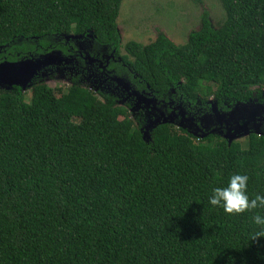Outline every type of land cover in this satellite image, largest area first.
<instances>
[{"label": "trees", "instance_id": "1", "mask_svg": "<svg viewBox=\"0 0 264 264\" xmlns=\"http://www.w3.org/2000/svg\"><path fill=\"white\" fill-rule=\"evenodd\" d=\"M122 1L0 0V63L56 43L66 50L53 41L64 34L119 55ZM220 2L225 19L214 26L204 10L183 44L162 32L127 41V66H110L118 81L166 103L203 108L213 97L227 119L237 104L264 105V0ZM31 92L28 101L20 85L0 89V264H264L253 213L208 204L237 172L248 175L250 198L264 193V122L246 146L209 132L208 121L219 125L213 115L201 118L204 137L162 122L145 139L141 116L111 96L99 102L77 78L60 94L45 81ZM160 108L154 116H166Z\"/></svg>", "mask_w": 264, "mask_h": 264}, {"label": "flooded vegetation", "instance_id": "2", "mask_svg": "<svg viewBox=\"0 0 264 264\" xmlns=\"http://www.w3.org/2000/svg\"><path fill=\"white\" fill-rule=\"evenodd\" d=\"M73 35L75 34H64L61 38H55V40H53L55 42L61 40L60 44L62 43L65 45L66 50H64L63 47L57 46V43L53 47L50 46L52 47L50 52L59 51L61 52L62 58H67V60H64L62 64H53L55 65L53 67H55V69L57 68L61 74L73 71L72 74L75 76L71 78V83L72 79H78L79 75L84 77H93L95 82H97L95 89L99 91L103 97L106 95L111 96L115 99L116 103H118V99H120L123 102L121 103V106L128 108L129 113L130 110H133L134 113L136 111H143L145 116L141 117L145 121L144 126H146V124H152L156 117L154 116V111L158 114L161 113L157 109H161L160 106L163 105L168 109L165 115L169 117L168 119H171L168 121V123L187 129L194 133H198L200 135L205 133V131H203L205 128V123H201V118H205L206 116L214 113L212 110L213 104L219 108L215 100L213 103L209 100L210 103L207 102V105H204L205 107L202 108L199 106L200 104H203L200 100L193 104L188 99H183L180 97L176 103L173 99L166 103L164 100H159L156 96H154L151 90L142 88L139 92L136 88L132 87L130 82L126 81L128 84L119 82L117 78L118 76L115 75L114 69L110 67L112 61L122 62L124 67L127 66V64L124 63L121 58V55L126 53L125 50L124 53L122 52V47L120 51L121 55H118L115 53V49L106 52L104 47H94V39L92 36L85 37L83 35H79L78 37ZM38 54L40 55V53ZM42 74L43 73L41 72L37 78L48 77L47 74L45 76ZM134 80H138L136 74L134 75ZM138 83H142L141 79L138 80ZM133 84L135 87H137L135 83ZM147 87L149 86L147 85ZM210 98L214 99L213 97ZM219 110L222 111L221 108H219ZM138 117L139 116H137V118ZM137 118L135 117V120H137ZM208 124L209 125L207 127L209 132L217 128L218 130L216 129V133L218 131L220 136L231 133L226 132L225 124H219L216 127H213L209 121Z\"/></svg>", "mask_w": 264, "mask_h": 264}, {"label": "rangeland", "instance_id": "3", "mask_svg": "<svg viewBox=\"0 0 264 264\" xmlns=\"http://www.w3.org/2000/svg\"><path fill=\"white\" fill-rule=\"evenodd\" d=\"M204 10L209 13L210 20L214 26L219 25L225 19V11L220 0H201V2L193 0H123L117 17L122 52L124 53L123 45L127 41L136 40L142 43H149L156 39L159 32L164 33L176 44L185 43L189 32L199 28L201 13ZM55 65H49L42 69L48 77L36 78L34 82L45 81L54 89L56 94H60L70 85L71 78L75 75L72 74L73 71L61 74L57 68L53 67ZM78 79L83 85L91 88L96 93L99 102L104 100L103 95L95 89L97 82H95L93 77L79 75ZM31 89L32 86L26 90L28 101L32 95ZM118 100L116 105L121 106L123 102L120 99ZM209 100L212 103L214 102L212 98H209L208 102ZM130 114L134 119L137 116H145L143 111L134 113L133 110H130ZM64 117L72 119L69 116ZM220 137H225V135ZM234 140L241 142L243 146L247 144L246 135Z\"/></svg>", "mask_w": 264, "mask_h": 264}, {"label": "water", "instance_id": "4", "mask_svg": "<svg viewBox=\"0 0 264 264\" xmlns=\"http://www.w3.org/2000/svg\"><path fill=\"white\" fill-rule=\"evenodd\" d=\"M78 36L79 35H73ZM61 52L53 51L46 55H41L39 57H29L20 59L17 61H4L0 63V89L8 88L14 84L20 85L23 91H26L27 88L31 87L34 83V80L40 75L42 72L43 75L45 73L42 69H45L49 65H53L54 63H62L67 58L61 57ZM154 99V98H152ZM243 109L247 112H250L252 117L246 119L243 123H240L238 119L235 118V115ZM262 109L264 111V105L260 103L249 102L240 103L234 107V110L229 114L228 119L227 116L213 104V114L210 116H214L216 121L222 125H226V132H231L230 134L225 135V138L229 140V142L233 141L236 138H239L243 135L248 136L251 132H255L258 134L263 133L262 126L264 122V117L260 118L255 117V113L257 109ZM168 116L162 115V117H155L154 121L151 125H146V130L144 131L145 139H149V129L155 127L158 123H166L171 119H168ZM205 119H207L205 117ZM208 121V119H207ZM217 129V128H216ZM216 129H213L211 132L216 133ZM218 130V129H217ZM192 132V131H191ZM194 133V132H192ZM198 134V133H194ZM217 134L219 132L217 131ZM207 133H203L200 136H206ZM224 135V134H223Z\"/></svg>", "mask_w": 264, "mask_h": 264}, {"label": "clouds", "instance_id": "5", "mask_svg": "<svg viewBox=\"0 0 264 264\" xmlns=\"http://www.w3.org/2000/svg\"><path fill=\"white\" fill-rule=\"evenodd\" d=\"M248 181L247 174H231L226 186L212 188L208 204L222 209L226 215L253 213L251 222L257 226L259 236L264 233V193H257L250 198L247 191Z\"/></svg>", "mask_w": 264, "mask_h": 264}]
</instances>
